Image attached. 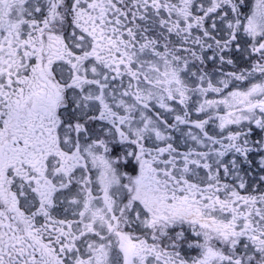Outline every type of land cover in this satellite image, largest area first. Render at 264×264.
Segmentation results:
<instances>
[{"label":"snow or ice","instance_id":"obj_1","mask_svg":"<svg viewBox=\"0 0 264 264\" xmlns=\"http://www.w3.org/2000/svg\"><path fill=\"white\" fill-rule=\"evenodd\" d=\"M0 264H264V0H0Z\"/></svg>","mask_w":264,"mask_h":264}]
</instances>
